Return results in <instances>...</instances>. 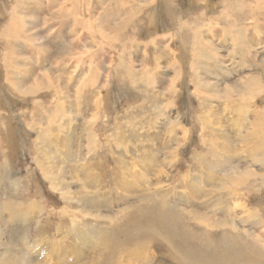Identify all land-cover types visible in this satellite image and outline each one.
<instances>
[{"label": "rangeland", "instance_id": "rangeland-1", "mask_svg": "<svg viewBox=\"0 0 264 264\" xmlns=\"http://www.w3.org/2000/svg\"><path fill=\"white\" fill-rule=\"evenodd\" d=\"M0 264H264V0H0Z\"/></svg>", "mask_w": 264, "mask_h": 264}, {"label": "bare ground", "instance_id": "bare-ground-1", "mask_svg": "<svg viewBox=\"0 0 264 264\" xmlns=\"http://www.w3.org/2000/svg\"><path fill=\"white\" fill-rule=\"evenodd\" d=\"M237 21L238 20H236V22H235V24H237ZM181 22V21H180ZM235 24H233V26L235 25ZM236 27V26H235ZM10 34V33H9ZM13 35V34H12ZM8 36H10V35H8ZM11 38V37H10ZM5 40V39H4ZM8 40V39H7ZM6 41V40H5ZM13 41V40H12ZM8 44V43H7ZM236 45V44H235ZM9 46L11 47L12 45L9 43ZM117 54V53H116ZM80 59H78V61H79ZM194 63V62H193ZM122 64V63H121ZM196 64V63H195ZM57 65V64H56ZM193 66V65H192ZM61 68V67H60ZM122 68H123V66H122ZM136 70V69H135ZM135 70H132V69H130V68H127L126 69V74L128 75L129 73H128V71L129 72H136ZM132 73V74H133ZM71 75L69 74V77H70ZM132 77V76H131ZM133 80V79H132ZM136 82H138V80L136 79ZM90 84H92V85H94V82H89ZM135 83V82H134ZM135 85V84H134ZM137 86V85H136ZM135 86V87H136ZM116 87V86H115ZM137 87H139V86H137ZM77 91H78V89H77ZM87 91V90H86ZM89 93V92H88ZM98 98L99 97V95H96L95 94V96H92V98ZM139 97V96H138ZM67 100V99H66ZM76 100V99H75ZM69 102V101H68ZM95 103H96V105H97V99L94 101ZM81 104H79V102H78V108H76V106L74 107V109H76L77 110V112H80V110H81ZM71 108V107H70ZM96 113H97V111H96ZM95 113V114H96ZM94 114V113H93ZM97 114H99V113H97ZM248 114V113H247ZM97 117V116H96ZM144 118V117H143ZM239 118H241V117H239ZM238 118V119H239ZM132 119V118H131ZM98 120V119H97ZM95 121V120H94ZM204 123H206V124H203V125H207V126H210V124H209V122L207 121V119L206 120H204L203 121ZM96 123H98V122H96ZM91 125H93V124H91ZM32 126H34V125H32ZM131 127H132V125H130ZM90 128V127H89ZM135 129V128H134ZM89 132V141H90V148L91 149H93V148H96V147H98V140H97V137L95 136V134L94 133H92V130H89L88 131ZM130 132H131V130H130ZM132 133V132H131ZM205 133H206V135H208V133H209V137H210V139L212 138L213 139V141H217V139H215V134H213L212 132H211V128H206L205 127ZM92 134V135H91ZM130 134V133H129ZM136 135V134H135ZM134 135V136H135ZM136 137V136H135ZM108 139H110V137L108 138ZM130 139V138H129ZM128 139V140H129ZM112 140V139H111ZM151 140V139H150ZM219 140V139H218ZM256 142V141H255ZM111 144H112V142H111ZM131 144V143H130ZM124 145H125V143H124ZM143 145V144H142ZM112 146V145H111ZM126 146V145H125ZM141 146V145H140ZM131 147V146H130ZM257 147V146H256ZM113 148V147H112ZM118 147H116V149H117ZM126 148V147H125ZM261 148V147H260ZM120 149V148H119ZM122 149V148H121ZM130 149H132V147L130 148ZM135 149V148H134ZM257 149V148H256ZM136 150V149H135ZM260 150V149H259ZM115 151V150H114ZM113 151V152H114ZM126 151V150H125ZM128 151V150H127ZM137 151V150H136ZM256 152V151H255ZM116 153V152H115ZM121 153V152H120ZM124 153V152H123ZM133 153V152H132ZM112 154V153H111ZM119 154V153H118ZM126 155V154H125ZM131 156H132V154H131ZM118 157V156H117ZM121 158V157H120ZM117 159V158H116ZM119 159V158H118ZM257 159H259V158H257ZM141 160V159H140ZM118 163H119V161H118ZM128 164V163H127ZM126 165V164H125ZM7 171V170H6ZM93 171L94 172H96L95 171V169L93 168ZM132 173V172H131ZM87 177H89V176H87ZM50 178V177H49ZM90 178V180L94 183V181H93V179H91L92 177H89ZM6 180V179H5ZM55 181H57L56 180V178L54 177V176H51V182H52V184H54V182ZM91 193V192H90ZM85 199H84V202H86V203H88V199L86 198V197H84ZM92 200V202H94L93 201V199H89V201H91ZM92 202H91V204H92ZM95 203V202H94ZM241 233V232H240Z\"/></svg>", "mask_w": 264, "mask_h": 264}]
</instances>
